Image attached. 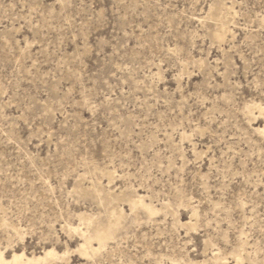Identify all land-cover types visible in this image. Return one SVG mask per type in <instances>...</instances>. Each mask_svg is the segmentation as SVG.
<instances>
[{
  "label": "rangeland",
  "instance_id": "rangeland-1",
  "mask_svg": "<svg viewBox=\"0 0 264 264\" xmlns=\"http://www.w3.org/2000/svg\"><path fill=\"white\" fill-rule=\"evenodd\" d=\"M95 187L157 213L85 260ZM48 249L264 264V0H0V250Z\"/></svg>",
  "mask_w": 264,
  "mask_h": 264
},
{
  "label": "bare ground",
  "instance_id": "bare-ground-1",
  "mask_svg": "<svg viewBox=\"0 0 264 264\" xmlns=\"http://www.w3.org/2000/svg\"><path fill=\"white\" fill-rule=\"evenodd\" d=\"M215 13L216 12L210 15H215ZM218 23H222L221 17H218ZM221 28V32H217L213 36L219 41H222L226 36L225 29L223 27ZM83 195L95 199L103 210L101 217H97L93 214L84 215L83 225L85 226V231L80 233L82 244L79 246L78 253L85 260L93 259L106 249L109 242H113L117 239L122 229L123 220L122 211L117 210L114 206L117 201L126 202L131 212L143 211L148 217H153L157 213V209L151 203H145L143 196L135 195L132 198L127 194L112 196L104 194V192L102 193L98 187L83 192ZM232 257L236 263H241L243 261L240 254L235 253ZM58 259H60V257L54 249L43 250L39 255L31 256H27L24 252H13L9 259L5 256V252L0 250V264H48Z\"/></svg>",
  "mask_w": 264,
  "mask_h": 264
}]
</instances>
